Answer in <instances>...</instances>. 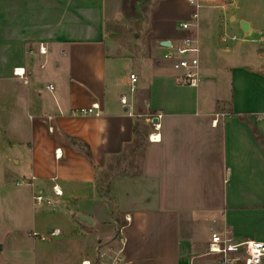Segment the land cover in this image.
I'll return each mask as SVG.
<instances>
[{"label": "crops", "instance_id": "crops-1", "mask_svg": "<svg viewBox=\"0 0 264 264\" xmlns=\"http://www.w3.org/2000/svg\"><path fill=\"white\" fill-rule=\"evenodd\" d=\"M145 1L0 0V132L19 149L16 164L28 163L30 178L36 176L32 195L52 199L33 204L34 230L62 234L71 205L85 229L79 214L92 224L94 217L120 224L112 238L125 241L126 264H214L205 255L212 228L264 240V54L243 64L244 76L232 62L214 59L219 22L238 18L223 0H203L199 9L187 0H152L150 26L133 36L142 38L138 46L121 22L131 14L145 18ZM244 20L250 32L253 21ZM183 22L194 25L184 29ZM186 36L199 47L198 87L180 83L173 61L164 59L170 46L162 42L178 46ZM127 49L136 58L130 74L139 77L135 105L142 116L129 115L120 101L131 95L128 76L116 74ZM94 103L99 115L74 113ZM160 112L159 139L151 140L147 114ZM139 146L140 171L110 175L107 198L102 178Z\"/></svg>", "mask_w": 264, "mask_h": 264}, {"label": "rangeland", "instance_id": "rangeland-1", "mask_svg": "<svg viewBox=\"0 0 264 264\" xmlns=\"http://www.w3.org/2000/svg\"><path fill=\"white\" fill-rule=\"evenodd\" d=\"M151 1L148 0L139 4V8L148 13L145 18L138 20L136 15L131 14L132 18L121 22L123 30H125L124 34L128 33L129 40H135L136 45L141 47L142 38L133 40V36L135 31H146L150 26ZM228 6L232 12L238 14V18L236 21H232L227 16V21L222 19L219 22V29L216 31L217 47L215 48L217 50L214 53V59L224 64L232 62L239 69H242L237 75L244 76L248 74V70L243 67V64L247 60L257 63L262 59L261 55L264 54V0H237ZM128 10L134 11L131 6H128ZM201 10L203 11L204 8ZM242 16L253 21L254 26L250 32L243 30ZM129 26L133 27L130 29ZM201 29H203L202 24ZM224 34L230 38L225 39ZM234 35L237 36L235 40L231 38ZM118 38H122V42L127 43L125 36L122 37L119 34ZM126 54L125 59L117 67L116 74L128 76L130 79V72L136 69V58L131 50L128 52L127 49ZM262 61L264 64V55ZM126 83L124 78L123 86H126ZM130 84L131 79L130 83L128 82V92ZM235 89L237 90L236 85ZM2 137L0 132V142L3 141V144H0V264H83L84 259H90L92 264H96V247L99 248L101 244L113 242L112 235H115L116 226L118 227L120 224L113 225V222L111 224L106 223L100 221L98 217H94V224L87 223L85 229L80 227L75 220L74 215L76 213L74 210L76 206L70 205L67 208L71 217L69 229L65 227L62 234L57 236H51L49 233L40 231L47 236L45 238L34 237L32 231H34L33 220L36 207L33 206L32 187L26 183L20 185L16 183L18 180L29 181L30 165L25 162L16 164L12 154L18 153L19 149H13L12 147L15 145L8 146L4 141L6 139L3 140ZM141 141L143 144V140ZM6 148L9 149L6 151ZM143 148L139 146L135 151L136 153L128 154L126 163L125 161L118 163L112 173H108V176L102 178V190L107 198L112 197L106 185L110 175L124 171L139 172L144 155ZM6 152L9 155L7 159L5 158ZM113 216H119L117 210H114ZM61 226L60 228H63ZM97 233L98 236L100 235L99 237H102L101 241H98ZM87 235L92 237L87 240Z\"/></svg>", "mask_w": 264, "mask_h": 264}, {"label": "built area", "instance_id": "built-area-1", "mask_svg": "<svg viewBox=\"0 0 264 264\" xmlns=\"http://www.w3.org/2000/svg\"><path fill=\"white\" fill-rule=\"evenodd\" d=\"M191 5L199 9L202 6L203 0H187ZM237 0H223V6L233 4ZM198 17V13H194V18ZM194 24L191 22H183L182 28L189 29ZM226 39L228 36L223 35ZM232 39H237V36H232ZM39 50L42 54L47 53V47L40 45ZM164 58L173 61V68L177 71V80L180 83L187 84L193 87H198L202 80V70L199 59V47L197 39L193 36H186L181 45H170L169 50L164 53ZM15 74L27 80L26 71L24 68H16ZM130 97L122 95L120 98L121 104L127 109L131 116H142L143 111L139 112L135 105V97L138 91L139 77L135 72L130 74ZM143 103L148 105L147 99ZM99 104L94 103L90 107H82L74 111L75 114H95L99 115ZM148 119L154 125V131L150 133L151 140L159 139V129L161 128L160 120L163 113L147 114ZM156 119V120H155ZM36 176H32L28 182L17 181V184H24L34 187V180ZM54 193L57 196L63 194L60 186L55 183L52 186ZM33 203L36 205L51 204L52 199L43 194L33 193ZM51 236L61 234L60 229H53L48 232ZM32 235L36 238H45L47 235L39 231H32ZM126 243L120 239L119 243L107 242L100 245L96 251V264H126L125 256ZM205 255H213L215 257L214 264H264V240L243 238L238 239L231 228L223 226L221 228H212L211 239L208 243V248ZM83 264H92L90 259L83 260Z\"/></svg>", "mask_w": 264, "mask_h": 264}, {"label": "water", "instance_id": "water-1", "mask_svg": "<svg viewBox=\"0 0 264 264\" xmlns=\"http://www.w3.org/2000/svg\"><path fill=\"white\" fill-rule=\"evenodd\" d=\"M242 28L245 32H248L249 29V23L247 21H242ZM170 41H163L162 45L164 46H170ZM156 120V119H155ZM78 217H80L81 219H83L84 221H86L89 224L93 223V218L88 216V215H84V214H79Z\"/></svg>", "mask_w": 264, "mask_h": 264}]
</instances>
